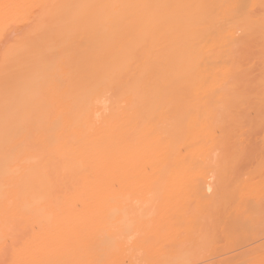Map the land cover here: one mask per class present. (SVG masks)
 Returning <instances> with one entry per match:
<instances>
[{"label":"bare ground","instance_id":"6f19581e","mask_svg":"<svg viewBox=\"0 0 264 264\" xmlns=\"http://www.w3.org/2000/svg\"><path fill=\"white\" fill-rule=\"evenodd\" d=\"M263 122L264 0H0V238L23 231L31 235L33 223L39 222L36 232L32 231L49 236L45 241L51 238L52 243L47 242L51 247L54 243V249L45 243L42 249L47 247L46 253L53 251L50 256L58 257L50 261L44 253L46 264H73L80 250L90 253L84 254L88 259H80L79 252L82 263L76 258V264H124L117 260L120 253H127L128 264H135L134 257L140 259L135 250L141 239L134 237L137 243L129 239L126 243L125 232L144 214L135 210L147 202L166 206L162 214L166 221L155 226L174 235L164 237L165 248L153 262L184 264L194 257L188 246L206 249L214 232L208 227L218 215L224 219L234 212L233 220L219 221L229 251L222 249L218 263L264 264V237L260 235L264 223H259L264 222L259 219L264 204L251 202L250 212L245 209L250 202L244 207L239 204L243 201H238L237 194L242 189L238 193L236 189L246 180L236 184L238 167L233 159L242 148L234 147L237 152H233L231 145L234 155L229 156L227 147L234 133L229 134L231 126ZM244 125L238 129L243 131ZM257 150L262 157L263 150ZM231 169L234 184L227 180ZM208 171L215 174L210 181ZM262 171L258 173L263 176ZM152 181L164 184L160 193L162 186L169 192L159 195L156 190L153 199L143 198V190L132 196L136 184V188L147 187ZM206 186L211 192L205 191ZM121 189H130L132 197L142 195L132 203L136 208L131 215L127 213L131 208L126 212L124 204L119 214L121 200L131 202ZM233 196L238 198L232 207ZM191 203L194 206L188 213ZM240 212L248 222L243 217L238 221ZM254 212V220L256 214L260 217L252 230L249 216ZM81 219L86 230L76 227ZM229 220L238 221L235 225L244 223V230L225 228ZM190 222L197 228H192L197 233L191 239L195 231L188 232L184 226ZM88 224L95 229L89 227V231ZM200 224L208 225L201 229ZM60 231L72 232L74 237L77 233L80 238L89 232V241H69L66 234L63 239L71 245L63 241L64 247ZM74 240L80 249L69 252L73 258L65 254L69 259L64 255L60 260L61 255L54 252L62 246L65 253L77 249ZM117 242L121 247L134 246L121 249ZM41 254L40 261L45 262ZM38 259L33 262L45 264Z\"/></svg>","mask_w":264,"mask_h":264},{"label":"rangeland","instance_id":"374dc122","mask_svg":"<svg viewBox=\"0 0 264 264\" xmlns=\"http://www.w3.org/2000/svg\"><path fill=\"white\" fill-rule=\"evenodd\" d=\"M263 123H264V122H263ZM263 123H261L262 125H259V126L255 125V124H257V123H255V124L253 123L255 126H254L253 124H252V125L250 124V125L247 126V123H243V125L245 124V125H244V126H245V129L243 130L244 127L242 128L243 131L239 130V129H241V127L243 126L242 123H240L242 126H239L240 124H238V125H236V126H235V125L231 126L232 129L230 128V133H229V134H231L232 132H234V133H236L237 135L234 134V133H232V137H233V138H232V139L229 138L230 140L227 139V143H228V145L230 144V147H229V146H227V147L229 148V152L231 151V152L229 153V156H233V155H234L233 152H234V150L236 151V148H237V150H238L239 148H242V149L244 150V151H242V149H240L238 152L241 151L242 153H239V154L237 155V156H239L238 158H239L242 162L238 160L237 156L235 157V158H237L236 160H235V158L233 159L234 162H235V163L233 162L234 165H237V167H238V168H237L236 166H234L235 169L237 168L238 170H242V172L239 173L238 170L236 169V171L238 172L239 175H237V172L234 171V174H236V177H235L234 179L237 180V183H236V184H238V181H240L241 183H242V182L244 183L245 180H246V183L248 184V187H245V186H244L246 183H244L242 186H241L240 184H238V188H239V189L237 188L236 185H233V186H236L237 189H236V188H235V189L238 190L237 193L240 192V191H239L240 188L242 189V191L240 192L241 195L239 196V194H237L236 191H235V189H234L235 193L237 194V196H238L239 198H238L237 196H233V197H234V198H233V201H234V202H232V199H231V201H230L231 203H233V204H232V207L235 205L234 203H237V201H236L237 198H238V201H240V200L243 201L242 203L239 202V204H241V206L243 205V207H244L245 204H247V203L250 202L247 206H245V207H246V208H245L246 210H247V209H250V207L248 208V206L251 205V202H252V204H253V202L255 203V201H256V203H257L258 201H261V202L264 204V199H263L264 196H261V194L264 195V156H263L264 154H263L262 157H261L259 154H257L258 152L254 151L255 149H258V150L262 149L263 152H262V150H260V151H261L262 153H264V125H263ZM238 126L240 127L239 129H238ZM249 126H250V127H253V126H254V127H253V130L250 128V130H251L253 133H252L251 131H246V133L243 134V133L245 132V130H246L247 128H249ZM233 128H234V130L237 128V129H236V132L233 131ZM255 128H256V129H255ZM231 130H232V131H231ZM238 130H239L240 132H239ZM247 130H249V129H247ZM249 132H250V133H249ZM238 133H239V134H238ZM233 134H234V135H233ZM228 137H231V135H229ZM236 138H237V139H236ZM226 145H227V144H226ZM231 145H232L233 147H232ZM231 147L233 148V152H232V149L230 150ZM234 147H236V148H234ZM244 147H247V148H248L247 151L245 150ZM251 148H252V149H251ZM254 148H255V149H254ZM258 150H257V151H258ZM252 151H253L254 153H253ZM260 151H259V153H260ZM236 152H237V151H236ZM244 152H245V154H246L245 156L243 155ZM248 152H250V154H249ZM252 153H253V154H252ZM262 153H261V154H262ZM230 154H233V155H230ZM241 154H242L244 157H241ZM256 154H257V155H256ZM247 155H248V156H247ZM258 155H259L260 157H259ZM230 158H231V157H230ZM228 160L230 161L229 157H228ZM228 160H227V161H228ZM229 161H228V162H229ZM238 161H239L240 163H239ZM230 162H232V160H231ZM236 162H237L238 164H236ZM240 164H241V165H240ZM240 166H241V167H240ZM239 168H240V169H239ZM262 169H263V171H262ZM231 170H232V169H231ZM231 170H229V172H231V173L229 174L230 177H227L228 174L226 175V173H228V172L225 173V176L227 177V180H228V181L231 180V176H232V175H233V177L235 176V175L233 174V170H232V171H231ZM260 171L263 172V176L261 175V173H260V175H259L258 172H260ZM208 172H209V171H208ZM212 172H213V171H210V172H209V173H210V177L208 176L209 173L207 174V172H205V173L207 174V178H206V179L209 180V181H210V179L212 178L211 176L215 175V174L212 175ZM198 176H199V179H200V177H202V175H198ZM198 176H197V177H198ZM205 176H206V175L203 174L204 179H205ZM261 176H262V177H261ZM208 177H209V178H208ZM226 177H225V178H226ZM233 177H232V182H233V183L230 181L232 184H234V183L236 182V180H234ZM229 178H230V179H229ZM237 178H240V179L238 180ZM242 178L245 179V180L241 181ZM201 180H203V178H201ZM211 180H212V179H211ZM234 181H235V182H234ZM240 182H239V183H240ZM152 183H153V184H151V186H150V184H148L147 187H146L145 185H142V186L139 185L140 187H139V188L137 187L139 191H136V190H137V188H136L137 184H136V185H135V189H136V190H135V189H134V190L131 189V191H132V196H133V194L136 195V192H137V194H139V193H140V194H143V192H145L146 195L144 194L143 198H144V197H148V198H149V196H150V199H153V198H154L153 195H154V192H156V190H157L156 193L159 194V195H160V194L162 195V192H163V191L165 192V191L168 190V189L165 190L166 187L163 188L164 184L155 183V182H153V181H152ZM227 183H228V182H227ZM231 183H230V184H231ZM154 184H155V185H154ZM230 184H227L228 187H230ZM254 184H256V185H254ZM152 185H153V186H152ZM157 185H158V186H157ZM160 185H163V186H162L163 191H162L161 193H160V191H159V190H161V189H160V188H161ZM239 185H240L241 187H240ZM243 186H244V188H243ZM255 186H256V188H254ZM133 187H134V186H133ZM143 187H144V188H143ZM148 187H149V189L147 190L146 188H148ZM150 187H151V188H150ZM152 187H153V188H152ZM158 187H159V188H158ZM131 188H132V187H131ZM140 188H142V189H140ZM155 188H157V189H155ZM206 188H207V186H206ZM232 188H234V187H232V185H231V189H232ZM117 189H118V188H117ZM117 189H116V190H117ZM144 189H146V190H144ZM154 189H155V190H154ZM189 189H190V188H189ZM189 189L186 188V190H189ZM253 189H255V190H253ZM140 190H143V192H141ZM153 190H154V191H153ZM120 191H121V193H125V191H126V195H125V197L129 198V195H130V198H131V199H130L129 201H131V202L128 203V202H126L127 199H124V198H123L124 200H123V201L121 200L122 203L120 202V205H119V214H120V211H121L120 209H122V210L124 211V209L126 208L125 210H126V212H127V211H128L127 209L131 208V209H129V211L127 212L129 215H131V213H129V212H130L131 210H133L134 208H136V207L133 205V204L135 203V202H134V201H135V198H139V197L142 198V195H141V196L139 195V197H137V196L132 197L131 194H130V193H131L130 189H129V190L127 189V190H125V191H124V189H121ZM123 191H124V192H123ZM128 191H130V193H129ZM146 191H147V193H146ZM151 191H152L153 193H152ZM158 191H159V192H158ZM182 191H183V190H181L180 193H182ZM184 191H185V190H184ZM184 191H183V192H184ZM205 191H206L207 193H208V192H211V187H210L209 190H208V188L205 189ZM150 192H151V193H150ZM168 192H169V190H168ZM185 192L188 193V195H187L186 197H189V196H190L189 194H192V193H189L188 191H185ZM128 193H129V194H128ZM148 193H150V194H152V195H148ZM156 193H155V197H156V198L160 197V196H157ZM235 193H234V195H235ZM256 194L260 195L258 198L256 197L257 200L254 199V198H255L254 196H255ZM147 195H148V196H147ZM180 195H182V194H180ZM258 195H257V196H258ZM182 196H183V195H182ZM184 196H185V195H184ZM191 196H192V195H191ZM191 196H190V197H191ZM151 197H153V198H151ZM186 197H185V198H186ZM192 197H193V196H192ZM235 197H236V198H235ZM261 197H262V199H261ZM132 198H133V199H132ZM185 198H184V199H185ZM259 198H260L261 200H260ZM191 199H192V198H191ZM253 199H254V201H253ZM188 200H189V199H188ZM262 200H263V201H262ZM127 201H128V200H127ZM186 201H187V199H186ZM190 201H191V200H190ZM194 201H195V200H194ZM124 202H125V203H124ZM192 202H193V201H192ZM132 203H133V204H132ZM149 203H150V202H147V205H146V203L143 204L144 206H142V208L145 209V210H143L142 208H140L141 210H140V209H139V210L137 209L138 211L135 210L136 212H139V214H140V211H141L142 214L144 213V214H143L144 216H143V215H139V214L136 213L137 215H139V217H140V216H142V217L140 218V220H139V217H138L137 222H136L135 224H132L133 226L131 225V226H130V229L126 230V232H125L126 234H128V235L126 236L127 239H125L126 243H127L128 239H129L130 242H132L133 239H136V238H137V240H139V241H140V239H141V242H140V243H139V242L137 243L136 240H134L137 244H139V245H138L139 247H138L137 244L134 243V244H135V247H136V248L138 247L139 250H138V248H137V249H136L135 247H134V248L136 249L135 251H136L137 253H139V255H140V259H141V260H140L139 257L136 255L137 257H136V256L134 257L135 260H136V261L134 260V261L136 262L135 264H149V262H148L149 260H152V261H151L152 263L150 262V264H155V263L158 264L157 261H156V262H153V259L157 260L158 255H159L160 252L163 251V249L165 248V245H164V243H165V240H164V239H165V238H164V237H166V238H170V237L174 236L172 232H170V233H165V234H164V232L161 231V229L158 230V229H157V226H155V224H157V223L161 224V223L164 222L163 220H165V217H166V216L163 217L164 215H162V214H164V213L166 214V212H165V211H166V206H163V205L160 206L157 202H155L157 205L154 204V202H151V203H153L154 205H152L151 203L149 204ZM188 203H189V202H188ZM121 204H122V205L124 204L123 206H126V207H124V209H123V208H122L123 206L121 207ZM127 204H128V205H127ZM148 204H149V205H148ZM194 205H195V202H194ZM194 205H193V203H191V206H190V207L187 206V207H188V208H187V212H188V211L191 209V207L194 206ZM237 205H238V204H237ZM128 206H130V207H128ZM136 206H138V205H136ZM174 206H175V205H173V207H174ZM77 207H78V206H77ZM77 207H75V208L72 207V208H74L73 211H74V210H76V211L79 210ZM138 207H139V206H138ZM168 207H169V206H168ZM179 207H182V208H183L184 206H183V205H182V206L180 205V206H178V208H179ZM232 207H230V209H231ZM243 207H242V208H243ZM263 207H264V206H263ZM164 208H165V209H164ZM170 208L172 209L171 205H170L169 209H170ZM175 208H176V207H175ZM189 208H190V209H189ZM234 208H237V207H234ZM242 208H241V209H242ZM167 209H168V208H167ZM173 209H174V208H173ZM180 209H181V208H180ZM180 209H178V210L180 211ZM230 209H228L227 212L230 211ZM237 209H238V208H237ZM245 209H244L243 211H246ZM174 210H175V212H176L177 209H174ZM232 210H233V208H232ZM146 211H147L148 213H146V215H145V212H146ZM172 211H173V210H172ZM181 211H182V209H181ZM183 211H184V210H183ZM239 211H241V210H239ZM243 211H242V212H243ZM247 211H249V210H247ZM247 211H246V213H245L246 216H248V213L250 212V211H249V212L247 213ZM262 211H263V210H262ZM131 212H134V211H131ZM168 212H169V210H168ZM170 212H171V211H170ZM170 212L167 213V214H170ZM187 212L185 211V213H187ZM190 212H191V210H190L188 213H190ZM231 212H232V211H231ZM242 212H240V213H242ZM75 213H77V212H75ZM179 213H180V212H178V214H179ZM232 213H233V215H234V212H232ZM232 213H231V215H230V214H229V215L232 216ZM243 213H244V212H243ZM243 213L240 214V215H242V216H240V217L238 218V221H241V220H242V217L244 216ZM251 213H252V212H251ZM128 214H127V215H128ZM147 214H148V215H147ZM175 214H176V213H175ZM224 214H225V213H224ZM254 214H255V212L253 213V215L249 216V218H251L252 216L254 217V216H255ZM259 214H261L262 216H261V218H259L260 215H257V214H256L257 218H259V219H261V220L264 219V212L259 213ZM127 215H126V216H127ZM161 215H162L163 218H161ZM170 215H172V213H171ZM173 215H174V214H173ZM132 216H134V214H133ZM223 216L225 217V215H223ZM227 216H228V214H227ZM230 216H229V218H231V220H233V219H234V218H233L234 216H232V217H230ZM235 216H236V214H235ZM258 216H259V217H258ZM58 217H59V219H60V216H58ZM184 217H185V216H184ZM253 217H252V218H253ZM56 218H57V217H56ZM62 218H63V217H62ZM86 218H87V217H86ZM86 218H85V220H86ZM174 218H175V216H174ZM218 218H219L220 220H219ZM221 218H223V217H221V216L219 217V215H218V216H217L218 222H217V219H216L214 223L211 221V220H213L214 218L209 219V221L212 222V224H211L212 227H211V225H210V222L207 220V222H209L210 227H208L209 229H207V228H205V229H207V230H209V231H210V229H211V230H212V229L214 230V232H211L212 235H213V237H211V236H212V235H211V236H210L211 238L208 240V247H207L206 249H204V250H203V249L201 250L199 247H196V246H188V248H190L191 250L194 251V257H193L192 259H189V260H192L191 262H188L189 260H185L184 264H220V263H218L217 259H218V256H221V255H222V253H221V254H219V253L222 251V249H223V253H224V251H225L224 249H225V248L227 249V247L229 248V246H226V245H225V236H224V232H222V230H221L222 228H220V226H219V225H220V224H219V223H220L219 221H222L221 223H223V220H224L226 217H225L224 219H221ZM229 218H226V219H229ZM249 218H248V219H249ZM252 218H251V219H252ZM255 218H256V217H255ZM257 218H256V220H254V218H253L252 220L250 219V220L253 222V223H252V222L250 221V222H251L250 227H251V225H252V226L254 225L253 227L257 226L258 223H257V224H254V223H256L255 221H257ZM57 219H58V218H57ZM71 219H72V218H71ZM82 219H83V218H82ZM82 219H81V220H82ZM126 219H128V218H126ZM185 219H186V218H185ZM185 219H183L182 222L185 223V221H184ZM206 219H207V218H206ZM226 219H225L224 221H226ZM243 219L246 220L247 218L243 217ZM83 220H84V219H83ZM83 220H82V221L79 220L81 223H80L79 221H76V227H77V225H78V226H80V227L82 226V228H83V227H84V226H83V224H84ZM87 220H88V221H87ZM87 220H86V221H87L88 223H90V221H89L88 218H87ZM195 220H196V219H195ZM198 220H199V219H197L196 222H198ZM231 220H229V221H231ZM244 220H243V221H244ZM55 221H57V220L55 219ZM59 221H60V220H59ZM59 221L56 222V223H59ZM69 221H71V220H69ZM72 221L74 222L75 219H73ZM86 221H85V222H86ZM91 221H92V220H91ZM162 221H163V222H162ZM165 221H166V220H165ZM186 221H187V220H186ZM190 221L193 222V220H190ZM229 221H228V223H230V226H231V227L228 226L229 224L226 225V223H225V225H226L225 228H226V227H228V229H230V228H231V229L234 228V229H233L234 231H235V228H236V231H239L240 229L238 230V228L236 227V226H239V228H241V230H242V228H243V230H244V227H241V226H243V224H244L243 222H241V223H243V224L240 226L239 223H238L239 225H237V224L235 225V223L238 222V221H236V220H234V222H233V221L229 222ZM235 221H236V222H235ZM246 221H247V220H246ZM248 221H249V220H248ZM248 221H247V222H248ZM263 221H264V220H263ZM73 222H72V223H73ZM77 222H78V223H77ZM92 222H93V221H92ZM188 222H189V221H188ZM244 222H245V221H244ZM35 223L39 225V222H38V223H37V222H34V223H33V225H35V228H34V226H33V228H31V229L29 228V229H30L29 231H30L31 235L28 234L29 232H28V233H25V231H23L24 233L22 232L21 234L19 233L18 235H15V236H14L15 238H14L13 236H8V237H7V236H4V237H6V238L3 237L6 241L3 240L5 243H2L3 241H0V242H1V243H0V244H1L0 247L2 246V248H0V260L2 261V262L0 261L1 264H33V263H34L33 261H34L35 259H38V258H39L38 255H40L45 249H47V247H45V248H43V249H44V250H43L42 247L47 246V244H48L47 241H49L51 238H50V239L48 238L49 240L47 239V241H45V239H46L47 237H49V236H47V235H45V234L42 236L41 233H40L41 236H39L40 234L35 233V232H36V229H37V227H36L37 225H36ZM56 223H55V224H56ZM60 223H61V222H60ZM60 223H59V224H60ZM118 223L120 224L121 222H118ZM184 223H183V224H184ZM231 223H233V225H231ZM259 223L262 224V223H264V222H259ZM31 224H32V223H31ZM55 224H54V226H59V224H58V225H57V224L55 225ZM70 224H71V222H69V225H70ZM81 224H82V225H81ZM86 224H87V223H86ZM86 224H85V225H86ZM93 224H94V223H93ZM163 224H164V223H163ZM193 224H194V223H193ZM196 224H197V223H196ZM196 224H195V225H196ZM223 224H224V223H223ZM25 225H26V223H25ZM29 225H30V223H29ZM29 225H28V227H29ZM61 225H62V224H61ZM71 225H72V224H71ZM71 225H70V226H71ZM74 225H75V223H74ZM134 225H136V227H137L138 225H140V226H139L140 228H139V227H137V228L135 227L136 230L138 229V231H140V232H138L139 235H138V233H137L135 230H133V229H135V228H134ZM200 225H201V226H200ZM200 225H199V226L202 227V224H200ZM207 225H208V224H205V225H203V227H204V226L206 227ZM234 225H235V226H234ZM248 225H249V224H248ZM31 226H32V225H30V227H31ZM72 226H73V225H72ZM72 226H71V227H72ZM86 226H87V225H86ZM94 226H95V225H93V227H94ZM158 226H159V225H158ZM161 226H162V225H161ZM184 226L187 227L186 230H187L188 232L191 231V232L193 233L195 230H197V228H193V227H192V226H194V225H192L191 222H190V224H188V225H187V223L184 224ZM233 226H234V227H233ZM60 227H61V226H60ZM74 227H75V226H73V228H74ZM89 227L92 228V225L88 224V227H87L88 230L91 231V230L89 229ZM95 227H96V226H95ZM200 227H199V228H200ZM203 227H202L201 229H203ZM221 227H222V224H221ZM250 227H248V228H250ZM253 227H251L252 230L254 229ZM26 228H27V227H26ZM78 228H79V227H78ZM143 228H145L144 230H145V231L147 230L148 232H147V231H146L147 233L144 232ZM158 228H159V227H158ZM192 228L195 229V230H193ZM225 228H223V229H225ZM248 228H247V230H249ZM251 228H250V229H251ZM34 229H35V230H34ZM75 229H76V228H75ZM84 229L86 230L85 227H84ZM84 229H83V230H84ZM94 229H95V228H92V231H93ZM140 229H142V230H140ZM24 230H27V229L24 228ZM32 230H34L35 232L32 231ZM77 230H78V229H77ZM80 230H82V229L80 228ZM213 230H212V231H213ZM233 230H232V232H233V234H234L236 231L234 232ZM241 230H240L239 232H241ZM243 230H242V231H243ZM27 231H28V230H27ZM27 231H26V232H27ZM31 231H32V232H31ZM61 231H62V230H61ZM61 231H60V232H61ZM69 231H70V230H69ZM69 231H68V232H69ZM131 231H135V232H132V233H131ZM141 231H142L143 234L140 235ZM184 231H185V230H184ZM230 231H231V230H230ZM215 232H216V233H215ZM33 233H34V235H33ZM63 233H65V232H63ZM63 233H62V232L59 233L60 235L62 234V237H60V242H61V239H63V238L66 237V236H67L68 240L70 239V240H72V241H73V238H74V239L79 238L80 240H81V238H84L86 241H84V239H82V240H83L82 242H85V243L89 241V239H88L89 232H88V233H85V235L88 234V236L86 235L85 237H84V236L82 237V235H84V234H81V238H80V236H77V233H76V234L74 233V234H75V237L72 236V235H73L72 232H71L72 235H71V233H70V235H69L68 233H66L67 235H66V234H63ZM135 233H137V236H135ZM182 233H183V231H182ZM182 233H181V234H182ZM195 233H197V232L195 231L192 235L189 233V235H191V237H190L189 239L194 238L195 235H196ZM35 234H37L38 236L35 235ZM78 234L80 235V233H78ZM90 234H91V233H90ZM185 234H186V233H185ZM215 234H216V235H215ZM235 234H239V233H235ZM60 235H59V236H60ZM64 235H66V236H64ZM68 235H69V236H68ZM144 235H145V237H144ZM260 235H261L262 237H264V236H263L264 234H263V235L260 234ZM44 236H46V237L44 238ZM56 236H58V235H56ZM56 236H54V239L57 238ZM139 236H140V237H143V238H138ZM11 237H12V239H9V238H11ZM55 237H56V238H55ZM70 237H71V238H70ZM129 237H131L132 239H130ZM134 237H136V238H134ZM259 237H260V236H259ZM262 237H261V239H263ZM3 238H2V239H3ZM67 238H65V239L62 240V244H64V245H63L64 247H65V243H63V241H65L66 243L70 241V240L67 241ZM86 238H87V239H86ZM90 238H91V237H90ZM162 238H163V239H162ZM0 239H1V238H0ZM2 239H1V240H2ZM79 239H76V240L79 241ZM93 239H94V238H93ZM93 239L91 238V240H93ZM160 239H161L162 241H163V240H164V241L161 242V241H159ZM76 240H74V242L72 243V245H73V248L75 247V248H77V249H71V250H69V249L67 248L68 251H66V253H65V252H64L65 248L62 246L63 248H62V247L60 248L61 251H60V249L58 248V250H59L61 253H59V251L56 250L57 248H55V251H57V252H54V254H57V253H58L59 255H61V257H59L60 260L62 259V256H64L65 254H66V255H69V256H68L69 258L72 257V256H74V255H71V253H69V252H72V250H74V251L77 253V250L80 249V248H78V246L74 245V244H76V243H75ZM91 240H90V242H91ZM50 241H51V243H52V240H50ZM50 241H49V242H50ZM56 241H58V239H57ZM134 241H133V242H134ZM46 242H47V243H46ZM54 242H55V240H54ZM82 242H81V243L78 242V245H79V243H80V244H83ZM92 242H95V240H93ZM92 242H91V243H92ZM130 242H128V243H130ZM133 242H132V243H133ZM44 243H45L46 245H45ZM91 243L89 244L90 248H91V246H93V243H92V245H91ZM120 243H121V244H124V243L121 242V241H120ZM120 243L118 244V242H117L116 246L119 247V246L121 245ZM126 243H125V244H126ZM132 243H130L129 245L126 244V245H123V247H121V246H120V247H121V249H122V248H127L128 246H130V247L132 246V247H133L134 245H133ZM2 244H5V246L3 247ZM43 244H44V246H43ZM49 244H50V243H49ZM49 244H48V245H49ZM60 244H61V243H60ZM67 244H68V243H67ZM67 244H66V246H67ZM69 244L71 245V242H69ZM131 244H132V245H131ZM51 246H52V245H49L48 248H49V249H54V243H53V247H51ZM57 246H59V245L57 244ZM57 246L55 245V247H57ZM68 246H69V245H68ZM79 246H81V245H79ZM83 246H84V245H83ZM83 246H82V248H84ZM86 246H87V245H86ZM124 246H125V247H124ZM239 246H240V245H239ZM239 246H238V247H239ZM39 247H41V251H40V248H39ZM87 247H88V246H87ZM120 247H119V248H120ZM130 247H128V248H130ZM31 248H32V251L30 250ZM34 248H35V250L38 248V250H37V251H33ZM70 248H72V247L70 246ZM128 248H127V249H128ZM134 248H133V249H134ZM232 248H233V250L237 249V245H236V247L233 245ZM49 249H48V250H49ZM88 249H89V247H88ZM88 249H87V251H90V250H88ZM117 249H118V248H117ZM133 249H132V250H133ZM42 250H43V251H42ZM48 250H47V251H44V252L41 254V256H42L44 253L48 252ZM143 250H145L146 253H145ZM227 250H228V249H227ZM227 250H226V251H227ZM230 250H232L231 247H230ZM74 251H73V252H74ZM228 251H229V250H228ZM30 252H32V253L29 254ZM33 252H36V256H35V258H33V257H34V256H33V255H34ZM50 252L52 253L53 251H50ZM50 252H49V253H50ZM62 252H63L64 254H63ZM67 252H68L69 254H67ZM73 252H72V254H74ZM79 252L81 253V250L78 251V254H79ZM136 252H135V253H136ZM37 253H39V254L37 255ZM51 253H50V255H53V253H52V254H51ZM88 253H90V252H87L86 254L88 255ZM137 253H136V254H137ZM46 254H47L48 258L51 257L48 253H46ZM78 254L75 255V257H76L78 260H79V258L82 259V256H84L85 259H86V258L88 259V257L85 256V255H86L85 253H84L85 255L82 254V253H81L82 255L79 254L80 257L78 256ZM126 254H127V253H126ZM126 254H125V253H124V254H123V253H120V254L117 256V258H118L117 260L119 261V263H120L121 261H122V262L124 261V264H128V262L130 263V260H129L130 258L127 257L128 254H127V255H126ZM59 255H58V256H59ZM66 255H65V257H66ZM122 255H124V256H122ZM37 256H38V257H37ZM44 256H46V255H44ZM44 256H42V257L45 258V262H43L44 259H43L42 262L40 261V260H41V259H40L41 257L38 259V261H37V260H36V261H37V262L40 261L41 263H45V264H46L47 261H48V263H49V260L51 261V260H53V259L55 258V257H54V258L51 257L49 260L47 259V261H46V257H44ZM49 256H50V257H49ZM54 256H56V255H54ZM121 256H122V257H121ZM125 256H126V257H125ZM75 257H74V258H75ZM78 257H79V258H78ZM120 257H121V258H120ZM123 257H124V259H123ZM52 258H53V259H52ZM56 258H58V257H56ZM56 258H55V260H57ZM69 258L66 257V260H68ZM72 258H73V257H72ZM76 258L73 260V261H74L73 264H76L77 262L80 261V260H79V261L76 262V261H75V260H77ZM137 258H138L139 260H138ZM85 259L83 258L82 261H84ZM121 259H122V260H121ZM215 259H216L217 262L214 261ZM60 260H58V261H60ZM62 260H63V259H62ZM115 260H116V259H115ZM120 260H121V261H120ZM36 261H35V262H36ZM64 261H65V260H64ZM73 261H72V262H73ZM85 261H86V260H85ZM118 261H116V262L118 263ZM137 261H138V262H137ZM75 262H76V263H75ZM147 262H148V263H147ZM213 262H215V263H213ZM53 263H54V261H52V263H50V264H53ZM58 263H61V262H58ZM80 263H82V262L80 261ZM34 264H36V263H34ZM38 264H39V263H38ZM54 264H55V263H54ZM63 264H64V263H63ZM120 264H123V263H120Z\"/></svg>","mask_w":264,"mask_h":264}]
</instances>
